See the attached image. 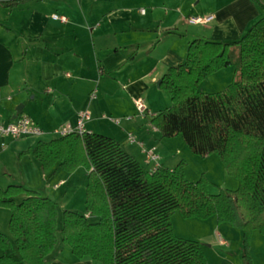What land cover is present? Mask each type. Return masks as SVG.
I'll use <instances>...</instances> for the list:
<instances>
[{
  "label": "trees",
  "instance_id": "16d2710c",
  "mask_svg": "<svg viewBox=\"0 0 264 264\" xmlns=\"http://www.w3.org/2000/svg\"><path fill=\"white\" fill-rule=\"evenodd\" d=\"M254 1L264 11V0ZM228 67L234 68L233 80L224 90L199 92L206 77ZM159 81L170 106L150 124L164 139L180 136L193 155H215L237 180V189L209 193L205 175L188 181L182 161L172 170L158 166L150 173L117 141L97 133L39 141L19 157L31 156L47 176L56 166L69 174L84 168L85 214L65 209L58 229L54 201L21 186L0 190V209L10 212L9 236L0 233V264H46L58 234L78 260L208 264L198 242L174 235L171 217L176 212L183 219L215 217L217 224L240 231L242 259L251 264V233L264 237V17L234 42L193 40L185 61L169 67ZM20 195L24 198L17 202Z\"/></svg>",
  "mask_w": 264,
  "mask_h": 264
},
{
  "label": "crops",
  "instance_id": "0c3cea01",
  "mask_svg": "<svg viewBox=\"0 0 264 264\" xmlns=\"http://www.w3.org/2000/svg\"><path fill=\"white\" fill-rule=\"evenodd\" d=\"M4 1L10 0H0ZM54 14L66 17L67 22L52 20ZM209 17V22H191ZM263 17L264 11L254 0H27L13 8L0 6L2 122L12 121L21 106L20 114L31 118L43 132L39 138H0V190L21 186L66 208L68 184L83 180L87 172L79 168L69 174L56 166L47 176L35 159L19 155L39 141L56 139L59 136L54 132L63 126H76L82 111L91 115L85 132L114 139L150 173L158 166L172 170L170 153L177 148V137L162 138L150 124L151 118L138 115L134 100H142L154 116L166 109L167 93L157 83L169 67L185 61L190 42L237 41ZM233 73L225 68L207 78L214 81L211 93L220 92L225 87L222 81L227 84ZM102 116L131 120L115 126ZM129 135L134 143L127 140ZM152 147L157 162L147 158L146 151ZM23 198L20 195L15 200ZM9 218L10 212L0 209V233L7 236ZM192 220L180 221L187 226ZM200 221L213 231L205 234L201 230L204 244L186 231L173 233L199 242L208 264L245 263L239 257L240 238L232 227L217 224L215 217ZM254 242L255 251L264 244L253 232L252 260ZM57 249L46 263L58 264Z\"/></svg>",
  "mask_w": 264,
  "mask_h": 264
},
{
  "label": "rangeland",
  "instance_id": "374dc122",
  "mask_svg": "<svg viewBox=\"0 0 264 264\" xmlns=\"http://www.w3.org/2000/svg\"><path fill=\"white\" fill-rule=\"evenodd\" d=\"M228 68L234 70L233 67H228ZM214 74H216V73H214ZM214 74H212V75H214ZM212 75H210V76H212ZM210 76L206 77V79L209 78ZM206 79L203 81L204 83L202 82L199 85V89H200V91H202L203 94H212L209 87L211 84H213L214 81H212V79H207V80ZM232 80H233V76H232V78H230V80L228 79L227 84H225V82L222 81V87L225 86L224 88H222V90H224L232 82ZM222 90H218V91H222ZM166 96L168 98L167 99V103H168L167 108H168L170 106V97L167 94H166ZM110 118H113V117H110ZM116 119H118V118H116ZM52 136L55 137L54 134H52ZM177 141H178V143H177L178 145H176L177 148L173 149L174 152H172V154L170 153V155H172V158L170 157L171 162H173L172 165H174V167H176V165L181 161L185 163L183 171H184V175L188 181L196 182L200 179V177L202 175H205V177L211 183V185L209 186V193H211V194H218L220 191H234L237 189V187H238L237 180L232 178V177H229L227 175L224 167L222 166V164L220 163V161L218 160V158L215 155H211V156L205 157V158L198 157L196 155H193L187 149L185 143L183 142V140L180 136L177 137ZM181 144L184 147L179 149V147H181ZM177 149L179 150L178 154L175 153V151ZM82 170L84 172H86V170L84 168ZM86 177L87 176H85V178L83 180H81L80 178H77L78 180H77L76 184L73 181H71V183L68 184L67 190H68L69 194H67V198L65 200V202H67V207L58 209V211H59L58 223H57L58 229H60V227H61V214L65 209L74 211V212L81 214V215L85 214L84 202H83V204H81V199L84 200V198H85ZM74 184H75V186H72ZM174 216H176V217L173 218ZM177 218H180V219L177 220ZM89 220L91 222H96L95 218H89ZM180 220H184V219L177 212L171 217V224H172L173 232H175L176 230H179V229L186 231L189 235H193L192 237H195V238L197 237V239L199 241H202V244L206 243V241L204 240V238L202 239L200 237L202 234L201 230L203 229L205 234H209V233L211 234L213 232L212 228H210V225L208 227L207 223H201L202 221H200V220L198 221V219H193L192 221H190L191 223H189V225H187V226H185L183 223H181ZM233 230H234V232H236L238 234V236L240 238L241 245H242V233L236 229H233ZM253 232H255L256 236H259L261 238V240L264 242V237L258 231H253ZM252 233H251V236H252ZM174 235H175V233H174ZM251 236H250V241H249V247H251ZM57 237L59 238L58 244L56 245V247L58 248L57 249V259H58L57 262H58V264H102L100 262L92 261L89 259H83V260L76 259L71 254L69 247L62 244L59 234L57 235ZM180 239H182V238H180ZM190 241H192V240H190ZM260 246H261V249L259 247V248H257V251H255L256 244H255V242L253 243L254 260L251 259L250 249H249L251 264H254V261H255V264H264V244H262ZM56 247H55V249H56ZM239 255H240L239 256L240 260L243 261V259H242V248L240 250ZM46 264H53V261L49 260ZM242 264H247V263H242Z\"/></svg>",
  "mask_w": 264,
  "mask_h": 264
},
{
  "label": "built area",
  "instance_id": "2783aa9c",
  "mask_svg": "<svg viewBox=\"0 0 264 264\" xmlns=\"http://www.w3.org/2000/svg\"><path fill=\"white\" fill-rule=\"evenodd\" d=\"M143 13V11H141ZM52 20L59 21L60 23H66L67 18L59 15H52ZM209 18L205 19H191L192 23H201V22H209ZM91 98H95V94H91ZM134 105L136 111L139 116H148L149 118L154 117L152 113L148 110L145 103L140 99L134 100ZM103 119L109 120L113 125L119 126L122 121H130L131 117H125L123 119L110 118L106 116H102ZM91 119V115L88 111H82L77 116L76 126L66 125L62 128L56 130L54 133L60 136L69 135L72 133H84L85 132V124ZM43 132L38 127V125L28 116L19 114L16 119H12L10 122H2L1 113H0V138H11L13 140H20L24 138H39L42 136ZM127 140L130 143L135 142V138L132 135H129ZM147 158L153 162H157L159 157L156 153V149L154 147L148 149L146 151ZM155 171V170H154Z\"/></svg>",
  "mask_w": 264,
  "mask_h": 264
},
{
  "label": "water",
  "instance_id": "95a60500",
  "mask_svg": "<svg viewBox=\"0 0 264 264\" xmlns=\"http://www.w3.org/2000/svg\"><path fill=\"white\" fill-rule=\"evenodd\" d=\"M159 85H160V81L157 83L158 88H159ZM20 112H21V106L18 109H16V114L12 119H16L17 116L20 114Z\"/></svg>",
  "mask_w": 264,
  "mask_h": 264
}]
</instances>
